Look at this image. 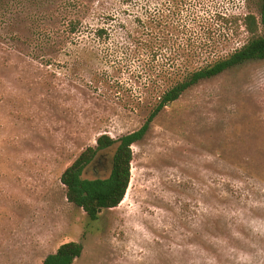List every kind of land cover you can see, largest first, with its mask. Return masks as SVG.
<instances>
[{"label":"rangeland","instance_id":"374dc122","mask_svg":"<svg viewBox=\"0 0 264 264\" xmlns=\"http://www.w3.org/2000/svg\"><path fill=\"white\" fill-rule=\"evenodd\" d=\"M259 11L260 0H0V264H43L69 241L83 245L73 264H264V59L166 105L132 145L123 200L97 220L60 180L99 135L139 129L183 72L246 43L242 18ZM104 14L124 24L110 22L116 56L75 62L70 20L97 27ZM112 154L84 176H106Z\"/></svg>","mask_w":264,"mask_h":264},{"label":"trees","instance_id":"16d2710c","mask_svg":"<svg viewBox=\"0 0 264 264\" xmlns=\"http://www.w3.org/2000/svg\"><path fill=\"white\" fill-rule=\"evenodd\" d=\"M119 1L120 3L131 2V0ZM100 18L104 20V23L97 27L85 25L80 20H70L65 30L69 45H66L63 50L66 51V55L73 57L75 62L85 64H90L95 60L106 62L116 56L117 48L113 49L107 45V42L112 38V32L115 31L110 22L117 20L119 24H124L117 19L115 14H104ZM242 23L250 37L240 48L211 63L186 70L180 77L174 79L161 92L145 122L136 131L117 139L108 134H101L96 138L95 146L87 147L78 155L60 177L62 184L67 189L66 198L69 202L82 208L91 220L98 219L99 209L108 210L116 207L123 200L129 185L133 158L132 145L146 135L157 114L200 81L214 77L247 61L264 59V0H260L259 17L247 13L242 18ZM109 148H113V154L108 174L104 177H85L86 168L89 165L98 166L102 160L103 151ZM82 252V243L65 242L55 252L48 254L44 258L43 264H73Z\"/></svg>","mask_w":264,"mask_h":264},{"label":"water","instance_id":"95a60500","mask_svg":"<svg viewBox=\"0 0 264 264\" xmlns=\"http://www.w3.org/2000/svg\"><path fill=\"white\" fill-rule=\"evenodd\" d=\"M101 212V209H99V213Z\"/></svg>","mask_w":264,"mask_h":264}]
</instances>
